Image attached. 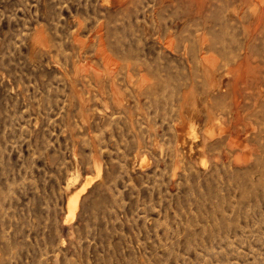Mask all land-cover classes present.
I'll list each match as a JSON object with an SVG mask.
<instances>
[{"label":"rangeland","instance_id":"1","mask_svg":"<svg viewBox=\"0 0 264 264\" xmlns=\"http://www.w3.org/2000/svg\"><path fill=\"white\" fill-rule=\"evenodd\" d=\"M0 264H264V0H0Z\"/></svg>","mask_w":264,"mask_h":264},{"label":"bare ground","instance_id":"2","mask_svg":"<svg viewBox=\"0 0 264 264\" xmlns=\"http://www.w3.org/2000/svg\"><path fill=\"white\" fill-rule=\"evenodd\" d=\"M256 32V31H255ZM72 194H74V193H72ZM69 197V196H68ZM69 200H68V202H67V204H69V206H70V209H72L76 204H77V195L75 196V195H73V196H71L70 198H68Z\"/></svg>","mask_w":264,"mask_h":264}]
</instances>
